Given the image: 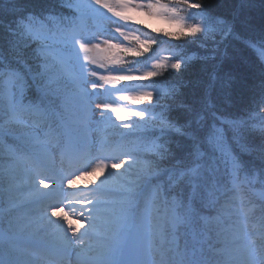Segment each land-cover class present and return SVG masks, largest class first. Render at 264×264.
<instances>
[{
	"label": "snow or ice",
	"instance_id": "1",
	"mask_svg": "<svg viewBox=\"0 0 264 264\" xmlns=\"http://www.w3.org/2000/svg\"><path fill=\"white\" fill-rule=\"evenodd\" d=\"M135 11L180 30L149 37ZM225 26L206 0H0V175L10 211L35 206L8 220L0 264H35L26 237L45 231L87 264H264V204L257 215L244 196L264 181V68L236 81L230 120L156 86L192 59L154 55L162 43L203 45ZM93 121L113 135L73 139Z\"/></svg>",
	"mask_w": 264,
	"mask_h": 264
},
{
	"label": "trees",
	"instance_id": "2",
	"mask_svg": "<svg viewBox=\"0 0 264 264\" xmlns=\"http://www.w3.org/2000/svg\"><path fill=\"white\" fill-rule=\"evenodd\" d=\"M206 2L209 13L217 19L226 21L227 26L223 30L217 27L215 35L210 36L207 43L203 45L198 42L195 45L188 44L177 48L176 45L180 44V41L172 40L171 43H162L156 53L166 48L172 53H184L192 59L179 74H176V70H170L172 74L156 86L165 88L173 84L182 85V99L185 104L195 107L206 104L214 108L218 114H223L226 120H230L240 111L236 81L243 77L259 83L261 69L264 68V0H206ZM65 14L72 15V12L66 11ZM140 25L145 28L142 22ZM229 27L232 29L230 35L227 34ZM146 29L149 37L156 33L180 30ZM213 57L216 58L213 59ZM229 73L233 77L231 85L226 81V75ZM3 103L6 104V101ZM161 103L165 102L162 100ZM82 130L84 129L73 126L69 132L81 136ZM112 135L111 131L105 134L109 137ZM230 137L229 132L226 138ZM126 139L132 141L135 137ZM5 167L4 163H0V173ZM6 190L7 183L0 175V226L5 230L9 219L22 217L24 210L33 206L25 204L23 207L10 211L11 205L8 202ZM244 196L251 205L255 206L258 215L260 206L264 204V181L257 176L255 182L244 189ZM156 243L159 246L161 241L157 239ZM164 246L167 247L166 244ZM30 249L32 247L29 245ZM0 253H3L2 241H0Z\"/></svg>",
	"mask_w": 264,
	"mask_h": 264
},
{
	"label": "rangeland",
	"instance_id": "3",
	"mask_svg": "<svg viewBox=\"0 0 264 264\" xmlns=\"http://www.w3.org/2000/svg\"><path fill=\"white\" fill-rule=\"evenodd\" d=\"M81 3H86V0H80ZM129 15L134 17L132 23H136L137 21L142 22L145 28L150 30H169V31H176L179 30V26L175 25L172 22L166 21L160 17H153L148 20L146 14H142L139 11L129 12ZM94 21L89 17L86 10H84V20L83 25L91 29L93 26ZM171 51L163 48L162 50L158 51L155 55L159 57L169 56L171 55ZM138 67H140L138 65ZM84 130L80 137L88 136V137H95L99 140L102 136H105V132L102 131L103 125L98 124L96 121H93L90 127ZM73 139H76L73 137ZM58 155V153H57ZM94 176H87L82 177L80 180L77 181V185L85 186L87 185L88 181L94 180ZM35 206H30L24 210V214L22 217H27L29 215L35 216L34 212H30L32 208ZM78 223V222H77ZM133 230H138L140 235L143 237L147 232V225L145 223V219L142 215V211L140 216L138 214L136 220L130 225ZM3 235V232L0 230V236ZM26 239L32 246V259L35 261V264H87V257L78 254V250H68L66 251L61 244V242L54 236L51 235L49 231L45 232H38L35 234H29ZM140 259L147 260L150 259L153 253L148 248L147 243L141 245L139 249ZM158 258V256H157Z\"/></svg>",
	"mask_w": 264,
	"mask_h": 264
},
{
	"label": "bare ground",
	"instance_id": "4",
	"mask_svg": "<svg viewBox=\"0 0 264 264\" xmlns=\"http://www.w3.org/2000/svg\"><path fill=\"white\" fill-rule=\"evenodd\" d=\"M146 17H147L148 20H150L152 18V16H149L147 14H146Z\"/></svg>",
	"mask_w": 264,
	"mask_h": 264
}]
</instances>
